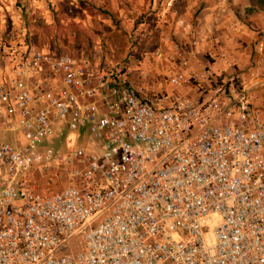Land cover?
I'll list each match as a JSON object with an SVG mask.
<instances>
[{"label": "built area", "instance_id": "2783aa9c", "mask_svg": "<svg viewBox=\"0 0 264 264\" xmlns=\"http://www.w3.org/2000/svg\"><path fill=\"white\" fill-rule=\"evenodd\" d=\"M186 31L175 71L150 87L126 67L0 50L11 71L0 78V137L9 136L0 140V264H264V111L245 81L257 75L186 73L180 57L199 53ZM59 125L88 134L100 153L76 144L54 156L44 143ZM52 166L47 182L68 173V185L42 191L34 171Z\"/></svg>", "mask_w": 264, "mask_h": 264}, {"label": "crops", "instance_id": "0c3cea01", "mask_svg": "<svg viewBox=\"0 0 264 264\" xmlns=\"http://www.w3.org/2000/svg\"><path fill=\"white\" fill-rule=\"evenodd\" d=\"M25 1V0H24ZM27 1V0H26ZM25 1V2H26ZM92 5L103 6L104 15H90L96 28L104 31L103 44L99 37L94 52L86 50V57L79 51H65L81 63L100 69L128 68L129 80L135 85L154 86V80H162L175 71L173 58H178L176 47L188 43L189 27L199 41L198 55L180 57L188 62L186 73L212 69L221 77L229 78L234 68L246 72L255 71L257 78L247 75L249 97L256 111H264V5L262 0H91ZM59 2V1H56ZM94 12H97L94 9ZM21 13L15 9L10 31L1 35L10 46L24 43L31 51H50L45 45L26 43L25 35L17 31ZM98 20V21H97ZM98 22L102 24L98 25ZM2 31V30H1ZM22 32H25L23 29ZM262 43V50H258ZM102 45V46H99ZM49 46V45H48ZM54 47L56 48L55 44ZM84 52V50H82ZM150 75L152 81L141 78ZM44 72L29 81L31 89L44 78ZM11 71L0 63V78L9 81ZM53 88L62 86L61 81L52 79ZM147 86V87H148ZM193 99L200 94L195 87L185 86L178 90ZM96 102L104 105L102 98Z\"/></svg>", "mask_w": 264, "mask_h": 264}, {"label": "rangeland", "instance_id": "374dc122", "mask_svg": "<svg viewBox=\"0 0 264 264\" xmlns=\"http://www.w3.org/2000/svg\"><path fill=\"white\" fill-rule=\"evenodd\" d=\"M25 1L0 0L1 35H6L5 33L10 31L14 11L16 9L22 15L18 22L19 25H21V30L17 32L19 35H23L21 40L25 35V41L29 46H31L32 43H41V45L45 43L50 51H58L59 54H66L65 51L69 52L75 49L79 51L81 57L83 53H86V50L94 52L93 46L97 43L95 37H99V41L103 44V37L106 31L100 28V26L96 28L97 23H95V19L92 20L88 18L90 15L94 16L96 13L104 15L105 12L103 11L104 7L102 5L99 7L92 5L91 0ZM262 1L264 5V0ZM94 9H96L97 12H94ZM100 24H102V22H98V25ZM23 29L25 32H22ZM1 42L7 44L4 40H1ZM23 45L24 43L21 46ZM82 50H84V52ZM83 56L86 57V54ZM56 133L59 137L57 140L58 152L54 156L67 155L74 145L79 144V140L89 154L94 152L100 153V149H98L97 145L85 135L81 134L78 138V136L69 133L63 125L58 126ZM67 135L69 137L68 147L65 145V137H67ZM5 139L9 140V136L4 134L0 137V140ZM57 168L56 166H52V168L45 170L37 168L34 171V178L42 191L57 192L68 185V173H65L66 176L62 179H58L55 183L49 184L47 182L45 175L48 173H55L58 170Z\"/></svg>", "mask_w": 264, "mask_h": 264}, {"label": "trees", "instance_id": "16d2710c", "mask_svg": "<svg viewBox=\"0 0 264 264\" xmlns=\"http://www.w3.org/2000/svg\"><path fill=\"white\" fill-rule=\"evenodd\" d=\"M7 49H10V46L0 41V50H1V51H5V50H7ZM65 128H66V127H65ZM57 129H58V126L56 127V130H57ZM66 129H67V128H66ZM67 131H68V129H67ZM82 135H85V136L88 137V134H86V133H83ZM68 138H69V137H68V135H67V137H65V145H66L67 147H68V140H69ZM80 138H81V137H80ZM58 139H59L58 134L55 133V135H54L53 138H51V139L45 141V143H44V147H45V149L51 151L52 153H54V155L57 154V152H58V147H57V140H58ZM78 143H79L80 145H82L80 140H79Z\"/></svg>", "mask_w": 264, "mask_h": 264}]
</instances>
